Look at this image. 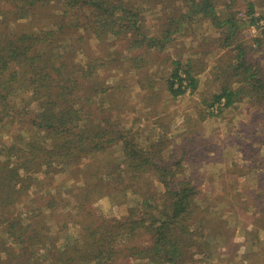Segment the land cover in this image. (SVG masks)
<instances>
[{"label":"trees","instance_id":"trees-1","mask_svg":"<svg viewBox=\"0 0 264 264\" xmlns=\"http://www.w3.org/2000/svg\"><path fill=\"white\" fill-rule=\"evenodd\" d=\"M58 1L0 0V226L8 237L5 244L0 240V255L2 249L15 251L8 252L10 257L0 264H197L198 250L204 252L213 245L204 232L192 230L199 187L191 178L177 180L184 172L183 164L181 159L163 160L160 134L147 137L145 141L153 144L144 147L140 138L107 113L99 95L121 96L120 85L107 87L106 81L118 80L119 73L126 77L130 67L139 71L136 77L148 80L149 92L165 77L162 90L174 99L195 94L200 79L191 57L186 64L171 58L172 65L158 81L151 66L165 69L166 64L150 57L159 49L164 51L172 35L195 19L215 29L225 27L221 46L237 49L231 54L236 62L229 65L227 74L216 75V82L223 81L213 104H222L223 111L246 96H256L264 104V71L251 61V52L264 48V13L258 15L254 2H248L242 13L235 11L237 0L225 2L226 9L221 11L216 4L224 0H157L163 4L158 31L154 23L149 24L144 7L151 0H68L69 12L41 15L48 4ZM77 14L102 43V58L95 53L81 58L78 45L71 46L76 28L83 25L69 21ZM32 22H38L37 28L31 27ZM252 26L261 32L255 46L239 38ZM117 45L118 53H128L120 56L126 67L112 65L110 50ZM13 66L19 69L12 70ZM109 148L118 151L117 158L98 165ZM71 165L87 175L90 184L95 178L101 181L89 190V185L82 184L84 192L74 207L76 219L83 212L88 216L81 222L69 221L70 202L52 190L55 177ZM150 171L158 177L155 182L163 185L162 193L154 188L153 179H147ZM112 187L141 194L140 208L130 209L121 218L94 214L90 207L94 197L111 194ZM35 189L48 194V200L32 196ZM8 207L14 210L6 212ZM63 211L69 212L65 218ZM217 233L213 230L210 236ZM144 235L149 236V245L138 241ZM231 241L229 237L221 242Z\"/></svg>","mask_w":264,"mask_h":264},{"label":"rangeland","instance_id":"rangeland-1","mask_svg":"<svg viewBox=\"0 0 264 264\" xmlns=\"http://www.w3.org/2000/svg\"><path fill=\"white\" fill-rule=\"evenodd\" d=\"M133 1L124 0L125 3H133ZM53 2L41 11V15L54 16L69 12L71 9L68 0H60L56 4ZM225 2L232 4V0H224L217 3L216 8L220 11L226 9ZM248 2H254L257 5L258 15L264 13V0H237L235 11L239 9L245 13ZM150 4L156 6H150ZM144 7L147 8V14L150 16L149 24L154 23L155 28L160 31L161 28L158 25L162 22L160 10L163 4L157 3V0H151L145 3ZM67 16L70 18L69 13ZM77 17L78 14L69 21L74 24L83 23V25L76 28V34L73 37L75 40L72 42L74 44L71 46L78 45L81 58L86 59V56L91 53H95L96 58H102L104 54L100 48L102 43L99 44V40L93 36L89 23L84 27L85 18L79 21ZM189 22L186 30L172 35L164 51L159 49L150 57L160 62L164 60L166 64L165 69L158 68V65L151 66L156 72V81L158 77L161 78L162 73L165 75L173 59L181 60L186 64L187 58L191 57L193 65H196L194 73L200 79L199 88L195 94L188 92L174 99L166 89L162 90L161 83L165 81V77L160 84L156 85V88L151 87L152 90L149 92V89L145 88L148 86V80H143V75L136 77L135 74L139 71L130 67L127 68L131 71L126 77L119 73L118 80L111 77L106 81L107 87L120 85L121 96L113 99L116 96L110 92L108 94L111 98L107 97V93L99 96L105 103L107 113H112L127 131H131L136 138H140V143L144 147L153 144V142L145 141L147 137L160 134V139L164 142L161 145L163 160L173 163L181 159L183 164L184 172L181 171L182 173L176 176L177 180L187 182L191 178L192 183L199 187V194L194 204L197 208L194 209V219L193 223L191 222L192 230L204 232L205 239L213 245L211 249H205L204 252L198 250L194 256L197 264H264V213H262L264 212V104L260 103L261 99L257 100L256 96L239 99L232 107L223 111H221L222 104H213L214 95L220 93L221 81H223L220 79L216 82V75L223 77L227 74L229 65L236 62L231 54L237 52V49L236 47L223 49L221 46L225 37L222 31L225 27L215 29L195 19ZM37 23L32 22L31 27L37 28ZM10 29L12 26L9 31ZM259 36H261L260 28L252 26L242 31L239 38L245 40L248 45L255 46L257 44L254 39ZM117 49L121 47L117 45L110 50L112 53L110 57L114 59L112 65L116 68L126 67L120 56L128 53L126 50L118 53ZM263 51L264 48L252 51L251 61L264 71ZM125 63H127L126 60ZM105 67L108 69L107 65ZM201 67H204L203 72L199 71ZM18 69V66L12 68V70ZM145 83L147 85H144ZM156 97L158 98L155 101ZM205 101H208L207 105ZM6 141L10 143L8 135ZM183 147L186 148L183 150ZM117 154L118 151L109 148L106 154L99 157L98 165L114 160ZM152 175L153 171H150L146 177L155 182L158 177H152ZM88 179L87 175L80 173L76 166L71 165L67 171L58 174L52 182V190H57V194L70 202L68 207L69 210L72 209V214L69 216L70 222H76V220L81 222L80 220L88 218L83 212L76 219L74 208L76 198L84 192L85 187H82V184L89 185V190L101 183L100 178H95L92 184L88 182ZM155 185L156 191L162 193L163 185L157 182ZM141 187L146 188L145 185ZM108 191L111 194L106 193L107 196L100 197L96 194L90 206L94 214L105 218L123 217L129 213L130 209L140 208L144 198L141 194H132L131 191L123 192L121 188L112 187ZM31 195L44 202L49 198L43 190L35 189ZM13 210L14 208L8 207L6 212ZM62 213L65 218L69 212ZM213 230L218 231L217 236H210ZM70 231L74 230L70 227ZM223 231L230 236L225 234L223 237ZM2 232L3 226H0V240L5 244L8 237ZM229 237H232L230 243L226 245L222 243ZM138 241L142 245H149L150 238L144 235ZM8 252L13 254L15 251L2 249L0 263L4 262V257L9 255ZM228 253L233 254L229 257Z\"/></svg>","mask_w":264,"mask_h":264}]
</instances>
